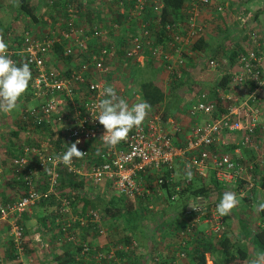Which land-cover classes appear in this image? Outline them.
I'll return each mask as SVG.
<instances>
[{
    "label": "built area",
    "instance_id": "obj_1",
    "mask_svg": "<svg viewBox=\"0 0 264 264\" xmlns=\"http://www.w3.org/2000/svg\"><path fill=\"white\" fill-rule=\"evenodd\" d=\"M132 4L128 16L129 19L134 18L136 23L134 31L128 33L129 37L122 46L124 59L143 64L146 59L144 50L148 48L153 58L158 56L162 59L170 78H183L187 64L183 47L200 35H205L207 24L204 10L214 4L213 0H189L186 22L183 26H165L169 39L162 47L155 45L157 37L151 34L148 22L142 17L149 7L158 16L160 0H132ZM83 14L82 0L67 2L55 20H48L50 26L24 30L21 46L7 50L14 62L23 58L32 72L31 98L36 101L22 109L19 118L33 127L46 124L53 127V122L57 120L68 138L63 135L64 141L71 145L80 140L77 147L86 154L80 159L73 158L71 165L66 166L56 160V156L66 149L54 152L47 146L27 144L23 145L21 153L12 157V172L14 175L21 172L24 188L23 194L12 201L0 195V222L8 225L7 233L16 249L15 258L0 260V264H34L31 258L24 255L27 245V235L23 232L24 218L37 204L51 196L59 201L58 214L66 215L56 218L58 223L60 219L64 221L62 231L71 227L72 223L85 225L90 221L97 224L99 233L105 232L101 227L99 211L91 209L83 216L72 215L71 200L78 192L72 191L70 198L59 195L60 168H65L76 179L80 176L84 180V188L96 189L107 185L117 196L131 198L149 193L142 179L149 172L157 174L155 183L158 186L162 182H173L176 161L181 159L182 176L177 190L189 185L194 176L204 178L211 174L225 188H241L238 195L256 189L261 200H264V188L259 183L261 162L264 160V151L259 149H264L263 141L251 140L262 114L264 31L255 28L248 33V45L244 47L246 52L237 54L234 68L221 60H198L208 72H218L220 75L230 73V87L225 91L218 89L216 94L198 91L187 112L194 122L183 141L178 144L174 142L173 134L162 125V112L151 107L141 126L134 127L126 140L109 148L101 140L105 129L95 120L98 110L93 105L103 98L101 93L109 86L106 76L117 58V49L106 45L89 49L88 33L91 27L83 23ZM93 30L102 36L107 32L105 29L106 32L102 33L104 29L101 26H95ZM57 46L62 48L64 56L71 57L69 64H59ZM79 55L82 62L76 63ZM116 92L130 106L144 102L138 93L126 96L123 89ZM67 112H70L68 119ZM173 131L180 132L181 129L174 126ZM239 131L244 132L241 142L237 141L238 145L232 151H226L225 146L230 143L227 136ZM242 148L254 150L259 157L255 161L247 160ZM186 164L192 166L191 181L185 178ZM175 196L172 195L171 199H175ZM215 210L216 204L208 198L191 200L183 211L185 225L181 234L191 233V228L202 222L208 225L210 232L220 237L226 230V223ZM260 226L264 228V219ZM67 239L74 240V235H68ZM87 251V247H84L82 254ZM112 256L113 253H108L104 257L109 259Z\"/></svg>",
    "mask_w": 264,
    "mask_h": 264
},
{
    "label": "trees",
    "instance_id": "obj_2",
    "mask_svg": "<svg viewBox=\"0 0 264 264\" xmlns=\"http://www.w3.org/2000/svg\"><path fill=\"white\" fill-rule=\"evenodd\" d=\"M17 1V8L19 9L20 13L28 18L29 20H31L33 23L39 22L40 19L37 17L36 13H35V9L33 7V5L30 4V0H16ZM48 7H49V19L47 20H55V16H57V14L63 10V6H65V4L67 2H78L79 0H46ZM121 0H116L115 4L120 3ZM123 1V0H122ZM129 3L128 5V10L124 15H121L120 13L118 14L113 13L112 14V18H110L108 20V26L107 29L109 32V35L111 34V37L114 38L115 43H117V40H120L119 43H122V41L124 40V36L122 33H120V29H124L127 31V29L130 28V32L128 33H132V31H134V18L129 19L128 13L130 12L131 8H132V0H127ZM246 1V0H245ZM161 6L159 8V14L158 16H155L153 14V10L151 7L146 8V10L144 11V14L142 15L144 21L148 22V29L151 31V34H155V36L157 37L156 39V43L155 45L162 47L163 43L168 40L169 38L167 37V31L165 29V26L167 24L172 25H181L183 26V24L186 22V19L188 17L187 14V8H186V4H187V0H160ZM216 7V4H214ZM148 7V6H147ZM114 21V22H113ZM114 25H116V27H114ZM87 26V24H86ZM128 26V27H127ZM133 29V30H132ZM123 31V30H122ZM222 33V29L220 30ZM113 34V36H112ZM17 39L22 38V35L20 34V32H18L17 35ZM123 42V45H125L126 39H128V35ZM248 37V35H247ZM17 41V40H16ZM23 41V38H22ZM90 42V41H89ZM88 42V47L89 49H96L99 48V46H92L91 43ZM101 42V41H100ZM106 42H101L100 45L103 46V44ZM110 46H112V43L110 41V43H108ZM107 44V46L109 47V45ZM98 45V44H97ZM222 45V44H221ZM206 46H208V41L204 36H199L198 38H196L195 40H192V42L190 44H188L187 46L183 47V56L185 57V59H187V64L190 65L192 64V57H189V53L188 50L192 49V50H199L201 52L200 57L203 59V61H207L210 59H215V60H221L223 57H227L228 58L225 60V63L228 62L227 66L228 67H232L234 68V65L236 63V57L237 54L239 52H243L245 53V49L244 48H230V49H219L217 48V50L215 51H209L210 54H208L207 56H204V54H206ZM113 47H115V45L113 44ZM56 55L58 57V60L62 63V64H69V61L71 59V57L68 56H64L62 54V48L57 46L56 47ZM144 53L146 55L150 54V50L147 48L144 50ZM188 53V54H187ZM81 55V54H80ZM77 56V58L80 57V62H82V56ZM117 58L118 61H120L121 63L124 62L125 64H129L130 61L128 59H124L123 57V49L121 48L120 51L117 52ZM84 58V57H83ZM189 61V62H188ZM223 61V60H221ZM24 60L23 58L20 60H17V65H20L21 63H23ZM224 62V61H223ZM195 64V63H194ZM186 70V69H185ZM185 72V71H184ZM170 93H168L167 95H172L177 89L181 88L182 86H184L186 84L184 78L181 79H176V78H171L170 79ZM230 81H231V75L230 73H225L223 75H220L218 72H208L206 74H203L202 76H199L198 78H195L193 80L194 85L197 87H199V89H196V94L201 91H206L209 93H213L216 94L217 90L220 89L222 91H225L226 89H228L230 86ZM32 80L30 81L29 84V95L32 96ZM117 90V89H116ZM139 93L142 97V99L144 100V102H147L148 104L151 105V107H154L157 110H160L162 112V125L165 118H167L166 114L169 113V109H171L169 107V105H167L166 108H164L163 106L166 104V92L164 90V88L162 87V85L157 81V80H153V79H148V80H143L140 82L139 84ZM218 103H220V101H217ZM162 104H164L162 106ZM168 104V103H167ZM166 106V105H165ZM263 110V109H262ZM188 112V110H187ZM186 112V113H187ZM67 119L69 117V113L67 112ZM165 113V114H163ZM20 115V113H19ZM19 115L17 116V118H13L12 120H14V123L11 124L10 118L9 117H5L7 123L9 125H11L9 128L7 129H3V133L1 135V138H3L6 142L7 145V152H8V162H7V168L9 169V173L12 176V182L15 185L16 188L21 189L24 188V182L22 180L21 177V172L17 173L16 175L13 174V165H12V157L18 155L19 153L22 152L21 148L23 147V145H35V146H41L40 141L35 140L34 142H32V140L30 138L25 137V134L27 132H31V134H33L34 131L38 132V133H49V145H47L48 148H50L49 150H52L54 152H57L58 150L61 149H66L67 145H69V142L64 141V136L65 135L63 133V130L59 127V122L56 120L53 122V126H50L48 124L43 125V126H38V127H33L30 124H26L24 121H22L19 118ZM262 115V114H261ZM261 117L258 121V125L256 127V129L254 130L252 136H251V140L255 139L258 140L260 135L264 134V126L262 125L261 122ZM52 127V128H51ZM164 127V125H163ZM188 132V131H187ZM186 132V133H187ZM47 133V134H48ZM184 133H181L180 136H183ZM244 134V132L241 133L238 132V138L239 141L241 142L242 139V135ZM259 135V136H258ZM65 137L67 138V136L65 135ZM68 139V138H67ZM183 140V139H182ZM174 142L176 143V141L174 140ZM178 144V143H177ZM238 145V144H237ZM234 146H229L227 148H231V151L234 149ZM246 149L248 151V153H250L252 150L248 149V148H242V150ZM3 156H0V161H2ZM255 157V156H254ZM4 163V162H3ZM213 180L212 182L215 184L214 186L216 188H221L219 185V183L216 181V179L213 177H211ZM44 178H42L43 181ZM143 179V177H142ZM84 180H81L80 176H78V178L76 179L75 177H73V175L70 172H67V170L65 168H60L59 170V181H58V193L60 196H64V197H69L71 196V192L72 191H77L78 193L75 194V198L73 200H71V212L72 215L77 216H83L85 215L91 208H93V210H96V203H92V198L90 199L89 197V191L83 193L81 190H88L87 188H84ZM45 182V181H44ZM259 183L261 185L262 188H264V172L259 176ZM45 184V183H44ZM43 184V185H44ZM238 183V186L241 187V184ZM46 185V184H45ZM156 186H158V184H155ZM177 184L174 182L168 183V182H162L161 184H159V189L162 190L163 193H165L166 197L165 200L167 202H172L173 200L171 199L173 194H176L177 196V200H181L182 204L185 205V203L189 200V199H194L195 197H205L209 199V196L211 195L210 192V188L211 187H207L204 185H187L183 188H181L180 190H176L175 186ZM46 187V186H45ZM110 194H112L111 196L116 194L112 193L110 191ZM149 191L151 193H147L145 194L143 197H131V198H125V197H119L121 198V201H119V203L112 198L111 196H107L110 200H108V202L106 203L105 206V212L106 213H110L112 217L117 218V220H120V230L119 233H121L122 237H123V245L118 246V244H116L115 248L116 249H121L123 247H125L126 245L130 244V241L132 239V237L134 235H136L138 232H140L142 230V219H143V212L147 211V207H143L142 206V201L146 202L147 199H149V194H155L158 192L157 187L155 188L154 186H149ZM156 191V192H155ZM87 193V194H86ZM20 194H23V192H21ZM3 198L5 196H2ZM118 197V196H117ZM7 198V197H5ZM8 200H13L15 198L11 197V198H7ZM138 200L140 202V205L138 207H135L131 201L132 200ZM196 199V198H195ZM99 200H101V198H99ZM123 200V201H122ZM44 203L49 204V208H47V212H49V216H41L42 219H40V227L41 230L43 232H49V231H54V229H56V231H54V233L57 234H62L65 233V237L67 239L68 235H74L73 231L75 229H77V231H79L80 235H81V239L78 240L79 242L77 243L78 247L75 248V254L77 256H79V253L81 254V257L84 258L85 253L82 254V250L84 247H87L88 251H90L93 247H92V238H94L97 234L101 235V233H99V229L97 228V224L94 222H86L85 225H80L78 222L72 223V226L69 227L68 229L66 228V232H63L65 230H61V227L63 228L64 226V221L63 219H60L58 223V221H56V218H64L66 215H59L58 213V208H59V201L55 196H51L48 200H42L39 204L43 205ZM260 216L261 218L264 217V212H260ZM102 217L100 216L101 219V223H102ZM198 224V223H197ZM197 224H195L191 230V233H187V235H192L193 237H196L197 234L202 235V240H199L196 242V244H194V251H193V255L191 258L194 259V261H196V264H206V254L208 253L210 255V258L212 260L213 264H247L248 261V252L247 250H245L243 247H235L232 243L231 237L225 235V231L224 233H222V235L220 237H216V235H214L212 232H210L209 234L204 233L203 231H196V229H198ZM103 225H101L102 227ZM104 229V228H103ZM184 230V226L182 227L181 231ZM9 231V227L6 223L1 222L0 223V232H4V234L6 233L7 235V239H6V249H7V255L5 256H0V260H4V261H8V260H12L13 258L16 257V249H15V244L13 242V239L11 238V236L8 235ZM180 231V233H181ZM244 234L246 236L247 232L246 230H243ZM23 232L25 234H27V230L25 225L23 226ZM124 233V235H123ZM193 233V234H192ZM249 233V232H248ZM105 234V232L103 233ZM242 233V236L244 235ZM252 239V242L255 243L257 249L259 252H264V228L261 226H257V228L254 230V232L251 234L249 233ZM90 236V239H88L87 237ZM68 240V239H67ZM120 243V241H118ZM75 244V243H74ZM26 249L24 251V255L26 257H29L33 260L34 264L35 261L33 259V257L29 254V252H31V250L28 249L27 245L25 244ZM87 251V252H88ZM74 257V256H73ZM72 257V258H73ZM67 259V258H66ZM63 260L62 264H67L66 261ZM70 259V258H68ZM76 259V258H75ZM75 259L73 258V261H75ZM81 258H78V262H80ZM76 262V261H75Z\"/></svg>",
    "mask_w": 264,
    "mask_h": 264
},
{
    "label": "crops",
    "instance_id": "obj_3",
    "mask_svg": "<svg viewBox=\"0 0 264 264\" xmlns=\"http://www.w3.org/2000/svg\"><path fill=\"white\" fill-rule=\"evenodd\" d=\"M38 1L39 0H30V4L33 5L35 13L41 21L40 15L42 14L44 18H46L45 16H47V14L41 12L40 4L37 3ZM115 2L116 0H82V6L85 13L84 17L87 21L86 24L87 26L91 27L89 33H91L94 37L88 39L89 41H93L96 39L102 40L104 38H107L109 40L111 34L109 35L110 31H108L107 26L108 20L112 18V14L117 12L118 14L120 13L121 15H124L127 11H129L124 10L123 8L114 9V7H118L120 3H122V0L120 1L119 5L118 3L115 4ZM213 2L223 5V7H225V14L216 13L211 15L210 11H208L210 9H203L204 11H206L204 19L206 20L207 30L204 37L208 41V46H206L207 50H217L218 46H215L216 42L212 44L213 37L211 35V30L209 29V27L212 25L218 27V24L216 23L221 24L222 27L225 28L222 34V38L225 39L228 35H230V43L235 44L236 48H244L248 45L247 35L252 29L257 28L260 31H264V0H213ZM188 3L189 0H187L186 7L188 6ZM12 6V0H0V35H3V32L5 31L3 38L5 43L8 45V48L21 46L22 38L19 41V39H17V35L19 31L21 34L23 29H19L18 26L25 24L28 26L29 20L22 14L16 13L14 9H12ZM46 8H48L47 1L45 9ZM210 18H213V20H210ZM88 23H90V25H88ZM134 23L136 22L134 21ZM95 26H101L104 29L102 30V33H105V29H107L106 34L101 37V35L97 33V37L95 38V31L93 30ZM129 30L130 28L127 29V32H130ZM210 46H215L216 48L213 47L210 49ZM198 59L199 58H197V61ZM200 60L203 59L200 58ZM60 63L61 62H59V64ZM206 73H208V71ZM262 109L261 122L264 126V94ZM180 112L182 113H179L177 109L171 108L169 109V113L166 114L167 118L163 119L165 130L173 134V139L176 141V143H180L181 141H183L182 139H185L186 132L188 131V129H190L192 123L194 122V119L189 117L188 113L184 114L183 110H180ZM174 126L179 127L181 131H173ZM181 133H184L183 136H180ZM230 135L231 138H229L228 142L232 144H228V147L231 145L234 146L233 148L235 149L237 147V141H239L238 132ZM258 141H263L264 143V134L260 135ZM248 157H250V160L255 161L259 156L257 157V153L252 150L250 153H248ZM181 163V159L177 160L174 169V182L176 184H179L178 182L180 181L182 176V172L181 175H179V169H177L179 165L181 168ZM210 176L213 177V175L211 174ZM3 177L5 178V176ZM156 178V173L149 172L147 175L143 176V183L144 185H147L148 188L149 186L158 188V186L155 185ZM11 179L12 176L10 173H8V177H6L5 179L6 181L3 184H0L1 196H5L7 198H16L22 192L21 189L18 190V188L15 187ZM219 186L221 188H225L221 184ZM207 187H210V184ZM211 187L216 188L213 185ZM87 189L88 190L84 189L81 191H84L83 193L89 191L88 194L90 199L92 198V203H96L95 207H97L96 199L99 197L102 200V208H105L106 203L108 202V200H110L108 198V195L110 194L108 193L107 185H101V188ZM178 201H180L181 207L177 205L179 203ZM147 203L149 204V199H147L146 202L142 201V204ZM163 203L170 204L171 202ZM139 205L140 202L136 205L134 204L135 207H138ZM149 206L150 208H153V205ZM47 208H49V205H45V203L43 205L37 204L32 209V212L27 214L24 218V223L27 226V247L29 250H31L29 254L33 257L35 264H62L63 260H65L66 258L67 259L65 262L68 261L67 264H196V261L191 258L195 247L194 244H196L197 241L202 240L203 236L197 234L196 237H193L192 235H182L180 233L182 227L185 225L184 218H182L183 215L181 200H177L174 205H168L167 207H165V209L167 208L166 212L169 213V215H166L167 213H165L162 217H159L156 220L143 216V219L141 221L142 230L132 237L129 245H126L121 249L115 248L116 244H118V246L123 245V237L121 233H117L119 232L118 230H120V220H117V218H113L110 227L112 228V225L114 223V225L117 226L116 229L109 230V227H105V234H97L94 238H92V240L90 239V236L87 237L92 241L93 248L85 253L84 258L81 257L80 253L79 256L75 254V248L78 247V240L81 239V235L78 234V232L77 240L75 236L74 240H67L65 235H62L60 233L57 234L54 233V231L43 232L41 230V227L39 226L40 219H42L43 216H49V212H47L46 210ZM103 222H105V219ZM204 225L205 223L199 224L198 222V229H196V231H203L205 227ZM200 226H202V228H200ZM36 233H39L41 235L43 241L47 244V247H43L41 246V244L36 242ZM6 235V233L4 234V232H0V256L7 255ZM239 236H242V233L236 235L237 238ZM118 241H120V243ZM112 249L115 251H113ZM108 253H113V256L109 259L104 257ZM72 257L74 259L76 258V262L73 261ZM78 258H81L80 262L77 261ZM206 259H210V255L208 253L206 254ZM208 260H206V262Z\"/></svg>",
    "mask_w": 264,
    "mask_h": 264
},
{
    "label": "rangeland",
    "instance_id": "obj_4",
    "mask_svg": "<svg viewBox=\"0 0 264 264\" xmlns=\"http://www.w3.org/2000/svg\"><path fill=\"white\" fill-rule=\"evenodd\" d=\"M37 3L40 4L41 12L42 13L44 12L45 14H47V16H45L46 18H44V16L41 14L40 15V18H41L40 22L33 23L31 20H28V26L26 24L20 25V26H18L19 29L21 28V29H23V31L26 29H30L32 31V30L36 29L37 27L42 29V28H46V27L50 26L48 24V20H47V19H49V16H50L49 15L50 10H49V7L45 9L46 1L45 0L44 1L39 0ZM128 3H129L128 1L124 0V1H122V3H120V5L118 7H114V9L123 8L124 10H128V5H129ZM214 4H216V7ZM214 4L211 5L209 7L210 10H208V11H210L211 15L216 14V13L225 14V7H223V5L217 4V3H214ZM12 5H13L12 9H14V11L16 13L21 14L19 9L17 8V1L16 0H12ZM218 8H220V9H218ZM13 16H11V17H13ZM210 20H213V18H210ZM83 23L86 24L87 21L85 20V21H83ZM216 24H218V27H215V25H212L209 27V29L211 30V35L213 37L212 44H214V42H216L215 46L216 47L218 46L217 47L218 50L222 49V48L227 49V50L230 48H236L235 44L230 43V39H231L230 35H228L225 39L222 38V34H223V31L225 30V28L222 27V25L219 23H216ZM88 25H90V23H88ZM103 26H105V25H103ZM221 29H222V33L220 31ZM23 31H22V33H23ZM120 33L123 34L124 40H125V38L127 37V36H125V33H126V35H128V32L124 29H120ZM4 34H5V31L3 32V35ZM112 36H113V34H112ZM96 37H97V34L95 33V38ZM101 37H103V36L101 35ZM90 38H94V37L91 33H88V39H90ZM110 40H113V41H111L112 46H110L108 44V43H110ZM124 40L122 41V43H119L120 40H117V43H115L114 38L110 37L109 40L107 38H104L102 40L96 39V40H93L90 42L88 40V42L91 43L92 46H97V47L101 46L100 43L102 41L106 42L103 44V46H105V45L107 46V44H108L109 47H113V44H114L116 49H117V52H118L121 50ZM95 41H96V43H95ZM217 43H218V45H217ZM215 46H210L209 48L211 49ZM192 51H194V50H192V49L188 50L189 57H192V59H191L192 64H190V65L186 64V70L184 72L185 75L183 77L184 79H186L185 80L186 84L184 86H182L181 88L177 89L172 95H170V94L167 95L168 93H170V81H171L170 79L171 78L169 77L168 73L164 69L162 59H160L158 56L153 58L150 54H148V55L145 54L146 59L144 60L143 64L142 63L140 64L138 62H130L129 64L124 65V62L121 63L120 61H118V58H116L113 61V64H111V69H110L109 74L106 76V83H107V85L113 86L114 89H117V90L123 89L125 95L130 96V94H134V93L140 94L139 93V84L141 81L148 80V79L157 80L162 85V87L164 88L166 95H167L166 96V104H165L166 106L164 104H162V106L164 105L163 107L166 108L167 105H169L170 108L177 109V111L179 113H182V112H180V110H183V113L186 114L187 110L191 107V105L194 103V101L196 99V89L197 88L199 89L198 86L196 87L194 85L193 80L195 78H198L199 76H202L203 74H206V72H207L205 70V68L203 69L201 67V65H200L201 63H199L197 61V58L203 54H201V52L199 50L194 51V52H192ZM208 54H210V52L207 50L206 54H204V56H207ZM227 58H228V56L223 57L221 60H223L225 62V60ZM198 60H200V58ZM78 62H80V58H76V63H78ZM227 64H228V62H227ZM29 89H30V87H28L27 91L20 97V99L18 101L17 108L15 110H13L10 113L0 112V156H3L2 161H0V169H1L0 184H3L6 181L5 179H6V177H8V173H9V169L6 166L7 162H8L7 158H9V157H7L8 152L6 151L7 145L5 143L6 141L3 138H1V135L3 133V129H7L11 126L7 123L5 117H9L11 124H13L14 120H12V119L17 118V116L19 115V113L21 112L22 109H24L28 106H31L32 104L35 103V101H36L35 98H33V97L31 98V96L29 95ZM163 114H165V113H163ZM53 128H54V126H53ZM47 133H48V131H47ZM47 133L46 134L45 133H38V132L34 131L33 134H31V132H27L25 134V137L30 138L32 140V142L37 140V141H40L41 145L47 146V145H49V141H48L49 140V138H48L49 133L48 134ZM229 138H231V135L227 136V139H229ZM229 144H232V143H229ZM225 147H226L225 148L226 151H231V148H227L228 144ZM262 147H264V143H263ZM259 150L264 151V149H259ZM242 154L247 160L253 161V160H250V157H248V151L246 149L242 150ZM261 164H263V166H262V173H263L264 172V160L261 162ZM177 167H178V165H177ZM181 167H182V165H181ZM177 169H179L178 173H179V175H181L182 169L180 168V165ZM3 176H5V178ZM199 177L200 176H194L193 181L191 182V185L209 186V184H210V187L212 185L213 186L215 185L212 182L213 179L211 178V176L206 175V177H204V178L203 177L199 178ZM157 189H158V192L156 193L157 195L149 194V204L148 203L142 204L143 207H147V211L143 212L144 216L149 217L153 220L154 219L156 220L157 218L162 217L165 213H167L166 212L167 208L165 209V207H167L168 205H174L176 203V200L174 202H171L170 204L163 203V202H167L165 200L166 195H165V193L162 192L161 189H159V188H157ZM147 190H149V189H147ZM240 190H241V188H231V187H228V188H212L211 187L210 188L211 195L209 196V199L214 204H216V206H217V204L219 203V201L222 198V195L225 191L236 192L237 198L240 200V203L238 204V206L236 208H234L232 210V212L228 216L223 217L225 220V223H226V230H225L224 234L227 236L230 234L229 236L231 237L232 243L235 247H243L245 250H247V252H248L247 264H249V261L251 259H253L257 253H260L258 251L255 243L252 242V239H251V236L249 233L252 234L254 232V230L257 228V226H260L262 224L264 217L261 218L260 212L256 211V209L254 208V205H256L257 202L261 200V195H260L259 191L256 189H253V190H251L250 193L247 192L246 194L238 195V191H240ZM108 193L110 194L109 190H108ZM149 193H151V192L149 191ZM111 195L112 194H110L109 196H111ZM111 197L114 198L118 203H119V201H121V198H119L115 195H113ZM96 200H97L96 209H97V211H99L100 215L103 216L101 225L104 226V227L102 226L104 228V230L106 231L105 227H109V230L116 229L117 226L114 225V223L112 225V228L110 227V224L113 221V218L114 219H116V218L112 217L109 212L108 213L105 212V209L102 208V202H101L102 200H99V197ZM178 202L179 203L177 205L179 207H181L180 201H178ZM131 203L133 205L134 204L136 205L137 203H139V201L137 202V200H135V201L133 200V201H131ZM45 205H49V204L45 203ZM149 205H153V208H150ZM182 207H183V205H182ZM166 215H169V213H167ZM104 219H105V222H103ZM200 223H202V222H199V224ZM202 224H204V223H202ZM24 225H25L26 230H27V226L25 223H24ZM204 226L205 227L203 229V232L206 234H209L210 231H209L208 225L205 224ZM164 227H166V226H164ZM200 228H202V226H200ZM243 230L247 231L245 233H247L248 236H246L244 234ZM28 231H29V229H28ZM54 231H56V229H54ZM77 232H78V234H80L79 231H77V229H75L73 231V234L76 237V240L78 239ZM117 233L119 234V232H117ZM241 233H243L244 235L239 236L237 238L236 235L241 234ZM27 243H28V239H27ZM113 251H115V250H113ZM206 260H208V259H206ZM206 264H213L211 258L206 262Z\"/></svg>",
    "mask_w": 264,
    "mask_h": 264
},
{
    "label": "clouds",
    "instance_id": "obj_5",
    "mask_svg": "<svg viewBox=\"0 0 264 264\" xmlns=\"http://www.w3.org/2000/svg\"><path fill=\"white\" fill-rule=\"evenodd\" d=\"M7 50L8 45L5 43L3 35H0V112L3 113H10L17 108L20 97L27 91L30 81L32 80V72L29 64L23 62L17 65V63L8 56ZM101 95L103 98L93 105V108L98 110V115L95 120L105 129V133L101 137L103 143L109 148H114L128 138L129 132L134 127H139L143 124L150 111L151 105L147 102H139L130 106L124 98L117 95L114 87L110 85L103 89ZM80 143V140H76L71 145H67L66 150L56 156V160L66 166H70L73 158H83L86 153L78 149L77 145ZM97 155H99V151ZM191 167V164H186L185 166L184 174L188 181H191L193 177ZM178 183L180 184V181ZM158 188L160 187L158 186ZM172 200V202L175 200L177 201V196ZM191 200L193 199H189L185 205L182 204V215L185 207ZM239 203L240 200L237 198L236 192L225 191L215 211L220 217H226ZM254 208L258 212H264V200L258 201L257 204L254 205ZM182 218H184V216H182ZM35 239L41 246L47 247V244L43 241L39 233H36ZM249 264H264V252L257 253L256 256L249 261Z\"/></svg>",
    "mask_w": 264,
    "mask_h": 264
}]
</instances>
